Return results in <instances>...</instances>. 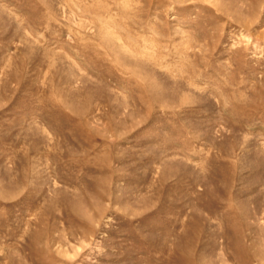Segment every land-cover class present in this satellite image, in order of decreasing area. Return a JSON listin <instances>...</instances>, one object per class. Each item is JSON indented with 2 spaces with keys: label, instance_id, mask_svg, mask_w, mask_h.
<instances>
[{
  "label": "rangeland",
  "instance_id": "374dc122",
  "mask_svg": "<svg viewBox=\"0 0 264 264\" xmlns=\"http://www.w3.org/2000/svg\"><path fill=\"white\" fill-rule=\"evenodd\" d=\"M0 264H264V0H0Z\"/></svg>",
  "mask_w": 264,
  "mask_h": 264
}]
</instances>
